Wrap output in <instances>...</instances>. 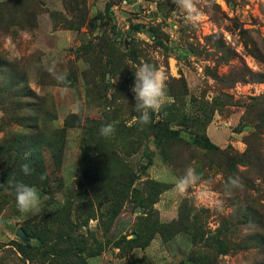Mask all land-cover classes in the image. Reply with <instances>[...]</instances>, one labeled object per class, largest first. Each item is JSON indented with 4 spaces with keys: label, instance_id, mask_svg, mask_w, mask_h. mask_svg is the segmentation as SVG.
Segmentation results:
<instances>
[{
    "label": "rangeland",
    "instance_id": "1",
    "mask_svg": "<svg viewBox=\"0 0 264 264\" xmlns=\"http://www.w3.org/2000/svg\"><path fill=\"white\" fill-rule=\"evenodd\" d=\"M196 3L194 25L173 0H0V264H264V0ZM144 62L168 78L148 124ZM23 143L45 179L5 171Z\"/></svg>",
    "mask_w": 264,
    "mask_h": 264
},
{
    "label": "clouds",
    "instance_id": "2",
    "mask_svg": "<svg viewBox=\"0 0 264 264\" xmlns=\"http://www.w3.org/2000/svg\"><path fill=\"white\" fill-rule=\"evenodd\" d=\"M173 3L180 12L184 13V19L188 23L195 25L201 20L202 13L197 6L196 0H173ZM48 71L57 83L62 85L61 92L67 94L70 90V81L67 80V76L58 72L55 65L50 67ZM134 76L135 81L131 91L135 97L134 111L139 113V115L133 117V122L148 124L151 120V114L159 112L168 99V78L163 70L147 62L136 66ZM71 110L78 112L79 109L74 105ZM114 132L115 126L112 123H108L100 129L101 136L106 138L112 136ZM20 167L25 175H28L31 171L28 163H24ZM40 179H45V176L42 175ZM199 181V175L193 168L189 167L185 170L184 175L176 181V188L180 192H184ZM228 184L238 187L239 180L238 178L229 177ZM14 194L17 208L21 214L40 211L41 198L35 187L18 182L14 185Z\"/></svg>",
    "mask_w": 264,
    "mask_h": 264
},
{
    "label": "trees",
    "instance_id": "3",
    "mask_svg": "<svg viewBox=\"0 0 264 264\" xmlns=\"http://www.w3.org/2000/svg\"><path fill=\"white\" fill-rule=\"evenodd\" d=\"M22 136V140L25 138V137H23V135H21ZM21 141H17L15 144H18V143H20ZM26 147V144L25 143H23V144H21V145H18L17 147H15L14 149H13V151H15L16 153H15V155H14V161L17 163V166L16 167H14V168H12V169H6L5 171H8V172H10V174H12V176H14V178L15 177H17V175L16 174H21V175H25L22 171H21V169L20 170H18L19 168H21L20 166L22 165V164H24V163H28L30 166H32V167H34V168H39V171L41 172V170H42V167H40V165H42V160L43 159H40V157H39V155H38V153L36 154V152H33V151H31L32 152V157H30V162H28L29 161V158H24V157H22V156H24V155H21L22 154V152L24 151V148ZM11 147H9V149H10ZM27 148V147H26ZM25 148V149H26ZM17 169V170H16ZM41 176H42V172H41Z\"/></svg>",
    "mask_w": 264,
    "mask_h": 264
},
{
    "label": "water",
    "instance_id": "4",
    "mask_svg": "<svg viewBox=\"0 0 264 264\" xmlns=\"http://www.w3.org/2000/svg\"><path fill=\"white\" fill-rule=\"evenodd\" d=\"M16 233H17V235H18L19 237L22 236V231L18 230Z\"/></svg>",
    "mask_w": 264,
    "mask_h": 264
}]
</instances>
